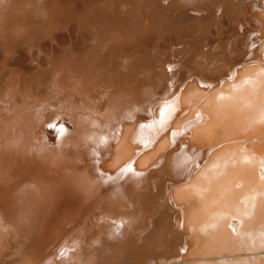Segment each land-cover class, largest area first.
<instances>
[{
	"label": "bare ground",
	"instance_id": "1",
	"mask_svg": "<svg viewBox=\"0 0 264 264\" xmlns=\"http://www.w3.org/2000/svg\"><path fill=\"white\" fill-rule=\"evenodd\" d=\"M245 3L0 0L6 264L73 220L44 264H264V2L224 70L198 39L157 43Z\"/></svg>",
	"mask_w": 264,
	"mask_h": 264
},
{
	"label": "rangeland",
	"instance_id": "2",
	"mask_svg": "<svg viewBox=\"0 0 264 264\" xmlns=\"http://www.w3.org/2000/svg\"><path fill=\"white\" fill-rule=\"evenodd\" d=\"M261 2H264V0H246V3L244 4L241 10L239 9L237 11L235 10L227 11L226 10L222 13L221 11H219V13L222 14L221 17L215 20V22H213L212 20L211 21L212 23L206 26V28L201 30L199 33H193L192 35H189V36L174 35V36H170V38H165V39L158 37L157 43L161 39L167 42L165 43V45L163 42H161L159 48H165V49L171 50L172 47L177 48L181 45L193 44L195 39H198L200 48L204 50L210 49L211 52H214L212 56H209L208 58L202 60L201 63L198 64V68L207 74L214 73V71H218V70L220 71L224 70L225 67H222L224 59L231 55L230 49H229V42L232 38V33L236 25L235 21L237 20V21L242 22L244 27L246 25L250 26L251 23L256 20V9H257V6L261 4ZM144 16H147L148 18L151 19V16L148 13H146ZM109 22H110L109 20L104 21L105 24L102 25L104 26L102 28H106V25H108ZM160 25L163 26V24H160V23L155 24L156 27H159ZM166 30L168 31V28H166ZM67 31L68 30H66V33L68 34L69 31L68 32ZM76 31L78 35L79 30H76ZM155 46H156V42H154V40H151V42H149V46H146V47L147 49H151L152 47H155ZM215 80L221 81L222 79L215 78ZM28 167H29L28 161L26 160L23 161L18 167L17 174L25 173L28 170ZM4 180H5V177H0V182H3ZM75 224H76L75 220L69 223L63 224L61 231L56 232L55 235L53 236V239H51L49 242H48L49 236L47 234L42 236V238H39L38 244L42 248L43 254L41 258L35 260L32 264H44V261L47 259L46 256L48 254L53 255L62 246H64L67 243V236H68L67 233L72 229V227H74ZM9 253L10 252H7V254L5 253L6 254L5 257L3 256L0 257L1 258L0 264H6L8 262L7 261L8 258L10 257L15 259L14 258L15 255H13L14 256L13 257L11 256V253L10 254ZM7 255L8 257L6 258ZM3 258H6L5 259L6 262L4 261ZM2 260L4 261V263H2L3 262Z\"/></svg>",
	"mask_w": 264,
	"mask_h": 264
}]
</instances>
